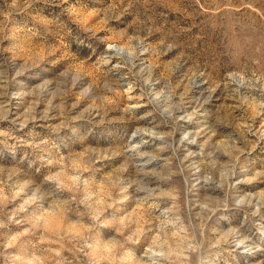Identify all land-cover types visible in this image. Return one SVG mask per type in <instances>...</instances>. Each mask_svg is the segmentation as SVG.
Instances as JSON below:
<instances>
[{"label": "rangeland", "instance_id": "rangeland-1", "mask_svg": "<svg viewBox=\"0 0 264 264\" xmlns=\"http://www.w3.org/2000/svg\"><path fill=\"white\" fill-rule=\"evenodd\" d=\"M0 264H264V0H0Z\"/></svg>", "mask_w": 264, "mask_h": 264}]
</instances>
